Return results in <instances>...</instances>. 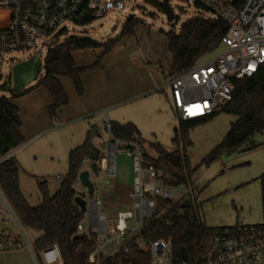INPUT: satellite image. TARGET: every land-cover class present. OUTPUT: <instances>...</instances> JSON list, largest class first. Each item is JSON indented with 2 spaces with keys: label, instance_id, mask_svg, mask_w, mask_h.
I'll list each match as a JSON object with an SVG mask.
<instances>
[{
  "label": "trees",
  "instance_id": "obj_1",
  "mask_svg": "<svg viewBox=\"0 0 264 264\" xmlns=\"http://www.w3.org/2000/svg\"><path fill=\"white\" fill-rule=\"evenodd\" d=\"M152 3L162 10L160 3L155 1ZM141 24L139 19L132 16L126 20L115 40L100 44L86 37H70L63 43L54 44L48 50L43 66L45 75L37 87L44 88L53 99V105L48 109L52 120H56L59 110L69 103L59 78L71 79L77 94L82 96L84 94L82 75L102 69V59L109 55L122 39L134 37L137 27ZM227 31V23L219 18L187 20L178 33L170 31L165 34L168 51L172 57L170 74L166 75L160 63L149 66L154 67L165 81L176 78L202 63L201 60L214 56L222 48V39ZM61 34L66 35L65 32ZM94 49L104 51L97 64L90 68H76L72 53ZM234 86L232 101L213 116L189 121L179 119L172 140L176 147L175 151L169 152L159 143H149V148L156 153V158H153L143 150L144 165L156 169L157 180L161 186L168 189L185 186L189 192L187 194L191 196L194 192L193 178L197 169L190 166L187 149L191 143L188 133L195 127L213 121L220 113L235 116L237 121L231 125L222 143L212 152L210 162L223 153H232L244 146L250 145V149L257 148L253 139L259 134H264V64L255 76L235 80ZM27 93H12L10 98H0V161L25 143L20 131L22 126L20 110L11 100ZM104 130L107 132L106 127ZM111 134L123 142L137 144L140 140V132L134 124L111 123ZM100 135L101 130L92 127L85 143L70 152L66 178L54 195L50 194L46 180L38 181V190L42 197V204L38 207L30 206L21 192L19 183L21 166L16 159H9L0 164V188L23 226L28 231L39 234L34 240L35 248L42 251L57 247L63 264H90V255L98 244L94 234L88 235L80 230L86 220V214L80 210L75 199L84 196L77 190L76 185L86 162H91L92 172L100 175V169L96 164L98 151L93 145V139ZM89 199L93 200L94 196ZM155 202L154 216L144 222L139 233L126 236L115 254L103 256L102 264H151L146 247L157 240L170 242L171 264L203 262L211 234L215 229L207 226L202 206H184L181 201L161 197H156ZM262 208L263 223L259 227L264 228V191ZM141 242L145 245L144 248L140 246Z\"/></svg>",
  "mask_w": 264,
  "mask_h": 264
},
{
  "label": "rangeland",
  "instance_id": "obj_2",
  "mask_svg": "<svg viewBox=\"0 0 264 264\" xmlns=\"http://www.w3.org/2000/svg\"><path fill=\"white\" fill-rule=\"evenodd\" d=\"M153 1L160 4L163 2V0H126L125 13L112 11L93 24L68 25L69 31L66 35H62L59 31L55 32L48 37V44L43 49L8 55L2 66L0 98L11 97L12 72L18 63L27 61L31 57H38L43 69L48 50L54 44L63 43L70 37H86L100 44L115 40L126 20L132 16L139 19L142 24L137 27L134 37L121 40L119 43L122 46L121 50L125 49L124 53H128L131 62L140 59L153 62L152 64L160 63L165 73L171 72L172 57L168 51L165 34L170 31L178 33L187 20L212 19L213 15L198 7L195 0H168L176 18L174 22L169 23L163 11L157 8ZM223 51L224 48H221L215 55ZM106 57L109 61H114L120 58V54L112 53ZM208 59L205 58L201 62ZM115 68L124 67L118 64ZM44 75L43 69L40 79L18 94L36 88ZM158 76L161 85L157 91L144 97L115 102L106 108V111L103 110L100 118L101 135L93 139V145L98 151V164L106 161L109 140L108 132L104 130V119H108L110 123L134 124L140 132V140L137 144L153 158H156V153L149 148V143H159L169 152L176 150L172 140L179 116L173 108L174 97L167 87L168 81H165L160 74ZM221 108L222 106L219 105L218 111ZM92 119L66 124L58 121L54 127L40 133L36 140L23 145L15 153L16 161L21 166L20 189L30 206L38 207L42 204L38 181L48 182L51 195L58 191L66 178L69 154L87 140L90 129L87 123L94 122ZM236 121L235 116L220 113L213 121L191 129L188 133L191 146L187 150L191 168L197 169L193 178L194 192L190 196L187 194L189 192L181 191L180 188H169L173 195L172 200L181 201L183 204L186 202L190 206L201 205L203 217L209 228L260 226L263 223L264 134H259L253 139L254 145L257 146L255 149H250V145L244 146L232 153H223L212 162L209 161L212 152L222 143L231 125ZM124 155L125 153L117 157V175L121 184L130 185L135 177L133 159ZM83 171H92L90 162L84 164ZM76 188L85 196L80 185L77 184ZM96 188L95 198L100 186L97 185ZM112 198H116L114 192L106 196L103 194V199L109 200L107 207L109 212L116 213L122 210L117 209ZM129 225L133 226V221H129ZM106 227V238L99 236L97 231L93 233L99 244H105L110 240L103 252L108 256L116 252L120 241L116 239L117 233L112 218L107 220ZM27 233L32 241L39 236L28 230ZM140 246L145 247L142 242ZM13 263L34 264L31 257L23 252L9 255L0 253V264Z\"/></svg>",
  "mask_w": 264,
  "mask_h": 264
},
{
  "label": "built area",
  "instance_id": "obj_3",
  "mask_svg": "<svg viewBox=\"0 0 264 264\" xmlns=\"http://www.w3.org/2000/svg\"><path fill=\"white\" fill-rule=\"evenodd\" d=\"M195 2L212 14V19L225 21L228 31L222 39L223 52L168 82L167 87L174 97L173 108L179 119L184 121L213 116L219 105L223 107L232 101L234 81L255 76L264 64V0ZM112 11L125 13L126 0H0V81L8 55L36 52L48 44V37L55 32L67 33L68 25L93 24ZM104 122L109 140L106 161L101 163L100 171L114 179L117 176V157L125 153L133 159L135 172L133 211L119 214L115 225L116 239L120 240L139 233L144 222L154 216L156 197L172 200L173 195L158 182L156 169L144 165L143 147L116 139L111 134V123L107 119ZM15 153L9 154L0 164L13 159ZM178 188L188 192L185 186ZM84 192L82 198L87 201V213L85 225L80 230L88 235L97 231L99 236L106 238L107 220L100 213L99 204L89 199L86 190ZM133 219L137 221L133 228H129L127 221ZM109 241L97 244L90 255V264H102L103 252ZM146 249L151 264L172 262L169 241H154ZM16 252L27 253L34 264H63L57 247L42 251L35 248L34 241L0 188V253ZM201 264H264V228H216Z\"/></svg>",
  "mask_w": 264,
  "mask_h": 264
},
{
  "label": "crops",
  "instance_id": "obj_4",
  "mask_svg": "<svg viewBox=\"0 0 264 264\" xmlns=\"http://www.w3.org/2000/svg\"><path fill=\"white\" fill-rule=\"evenodd\" d=\"M121 49L122 46L118 44L110 53H119L120 58L114 61H109V58L105 57L101 61L102 69L92 70L82 75L81 79L84 88V94L82 96L77 94L71 79L66 77L59 78L68 96L69 103L66 107L59 110L56 120L51 119L48 111L49 107L53 105V99L42 87L34 88L28 91L26 95L12 99V103L20 110V117L22 120L20 131L25 140L24 145L36 140L40 133L51 129L58 121L66 124L93 118L92 120H94V122H88V127L90 129L92 127L101 129L100 118L103 110L106 111V108L112 106L115 102L144 97L157 91L160 88L161 80L158 76L159 73L155 68L149 66V64H152L153 62H145L140 59L131 62L128 53H124L125 49ZM103 53V49H94L77 51L72 53V56L76 68H90L97 64L99 59L103 56ZM118 64L124 68L116 69L115 66ZM166 74L169 75L170 72H167ZM105 120L106 119H104V121ZM19 150L20 148L15 152H18ZM124 156L128 157L126 155ZM90 164L92 166L91 162ZM96 164L100 169L102 164L99 165L97 161ZM87 172H89L90 179L95 186H100V191L97 194V197H94L92 201L99 204V211L105 216L106 220L109 218L114 220L115 227L118 223L119 214L133 211L132 192L134 182L132 181L130 185L121 184L118 175L114 179H111L105 176L101 171L98 176L92 171ZM81 189L84 190L83 188ZM96 189L97 188H95V192ZM113 192L116 198H112V200H115L117 209H122L116 213L109 212L107 208L109 200L103 199V194L106 196V194L110 195L111 193L113 194ZM93 196H95V193ZM129 221H133L134 226L137 220L133 219ZM129 221H127L128 227L133 228V226L130 227ZM84 225L85 222L82 224V227ZM119 241L116 252L122 245L123 239H120ZM5 254L9 255L12 253Z\"/></svg>",
  "mask_w": 264,
  "mask_h": 264
},
{
  "label": "water",
  "instance_id": "obj_5",
  "mask_svg": "<svg viewBox=\"0 0 264 264\" xmlns=\"http://www.w3.org/2000/svg\"><path fill=\"white\" fill-rule=\"evenodd\" d=\"M162 11L166 16L169 23L175 21V14L169 6L168 0H163ZM44 69V68H43ZM42 65L38 57H32L27 61L20 62L13 68L12 80H13V93H20L22 90L27 88L33 82L40 79L42 72ZM79 185L87 191L89 197L93 196L95 193V184L90 179V174L84 171L80 174L78 178ZM76 204L79 206L80 210L86 214L87 213V201L82 197L78 196L75 199ZM184 206H190L189 203H184Z\"/></svg>",
  "mask_w": 264,
  "mask_h": 264
}]
</instances>
